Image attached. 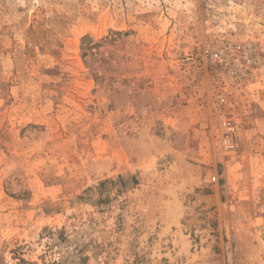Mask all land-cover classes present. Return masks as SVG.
I'll return each instance as SVG.
<instances>
[{
  "label": "rangeland",
  "instance_id": "1",
  "mask_svg": "<svg viewBox=\"0 0 264 264\" xmlns=\"http://www.w3.org/2000/svg\"><path fill=\"white\" fill-rule=\"evenodd\" d=\"M0 264H264V0H0Z\"/></svg>",
  "mask_w": 264,
  "mask_h": 264
},
{
  "label": "built area",
  "instance_id": "2",
  "mask_svg": "<svg viewBox=\"0 0 264 264\" xmlns=\"http://www.w3.org/2000/svg\"><path fill=\"white\" fill-rule=\"evenodd\" d=\"M216 56H217V54H216ZM225 99L224 98H222V101H224Z\"/></svg>",
  "mask_w": 264,
  "mask_h": 264
}]
</instances>
